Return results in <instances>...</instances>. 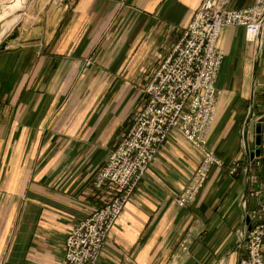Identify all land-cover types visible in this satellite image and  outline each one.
<instances>
[{
    "label": "crops",
    "instance_id": "obj_1",
    "mask_svg": "<svg viewBox=\"0 0 264 264\" xmlns=\"http://www.w3.org/2000/svg\"><path fill=\"white\" fill-rule=\"evenodd\" d=\"M202 1L78 0L63 7L30 1L18 38L0 48V264H61L70 231L111 199V191H96L93 183ZM254 2L233 0L231 8ZM219 46L226 58L209 145L226 167H213L195 203L179 207L203 156L173 132L98 264H241L246 258L248 215L258 202L250 197L245 164L236 176L229 166L237 156L247 158L245 148L257 151L264 41L260 48L243 28H229ZM249 118L253 142L241 153Z\"/></svg>",
    "mask_w": 264,
    "mask_h": 264
},
{
    "label": "built area",
    "instance_id": "obj_2",
    "mask_svg": "<svg viewBox=\"0 0 264 264\" xmlns=\"http://www.w3.org/2000/svg\"><path fill=\"white\" fill-rule=\"evenodd\" d=\"M77 1L51 3L63 7ZM232 1L203 0L143 90L144 103L134 124L93 183L96 191L109 190L112 197L70 231L61 264H98L112 231L173 132H179L203 156L193 180L177 199L179 207L195 203L213 167H226L209 146L221 94L217 83L226 58L219 46L221 34L229 28H243L248 42L261 45L264 41V0L239 10L231 8ZM259 120L263 122L264 116ZM245 150L250 197L258 204L248 215L251 229L245 239L247 256L241 264H264V157H256L255 149ZM240 167L241 160H233L229 174L236 176ZM183 248L188 249L186 244Z\"/></svg>",
    "mask_w": 264,
    "mask_h": 264
},
{
    "label": "rangeland",
    "instance_id": "obj_3",
    "mask_svg": "<svg viewBox=\"0 0 264 264\" xmlns=\"http://www.w3.org/2000/svg\"><path fill=\"white\" fill-rule=\"evenodd\" d=\"M30 1L31 0H29V2H28V5L30 4ZM17 3H16V0H0V15L2 16V14H3V16L4 15H6V13H11V12H13L15 9H16V7H17V5H16ZM28 5H27V7H28ZM26 10V9H25ZM24 10V11H25ZM23 11V12H24ZM23 12H21L20 14H21V16L23 15ZM21 21V18H20V20H19V22ZM19 22L18 23H16L13 27H9V25H6V23H3V22H1L0 21V42L3 40H5L7 37V35H10V34H12L14 31H16V28H17V26H18V24H19ZM6 37V38H5ZM4 38V39H3ZM3 41L0 43V48H1V44L3 43ZM259 47L261 48V47H263V43L261 44V45H259ZM261 105L264 107V98L261 100ZM261 118V117H260ZM260 118H258V119H256V121H257V123L259 124V125H261V126H263V122L262 121H260L259 119ZM241 128V127H240ZM242 129V128H241ZM250 129V130H249ZM253 129H255V127H254V119L252 120L251 118H249L248 119V121H247V123H246V125H245V127H244V129H242V131H241V137H240V144H241V146H240V152L241 151H243V145H246V142H247V144L249 145V143H248V140L250 139L252 142H253V140H252V137H253V135H254V133H253ZM247 140V141H246ZM251 141H250V143H251ZM252 144V143H251ZM250 144V145H251ZM165 145V144H164ZM210 146V145H209ZM211 149V148H210ZM212 150V149H211ZM242 153V152H241ZM235 159H239V160H241V167H243V164H245V160L243 161L242 160V158H239L238 156L235 158ZM234 159V160H235ZM241 167H240V169H241ZM209 178V177H208ZM262 178H263V176H262ZM201 193V192H200ZM257 207V206H256ZM246 246V245H245Z\"/></svg>",
    "mask_w": 264,
    "mask_h": 264
},
{
    "label": "bare ground",
    "instance_id": "obj_4",
    "mask_svg": "<svg viewBox=\"0 0 264 264\" xmlns=\"http://www.w3.org/2000/svg\"><path fill=\"white\" fill-rule=\"evenodd\" d=\"M28 2H29V0H16V3H17L16 9L11 13H6V15H4V16H3L4 13L2 14V16L0 15V21L3 23H6V25H9V27H13L16 23L19 22V20L21 18L20 13L23 12L27 8Z\"/></svg>",
    "mask_w": 264,
    "mask_h": 264
},
{
    "label": "water",
    "instance_id": "obj_5",
    "mask_svg": "<svg viewBox=\"0 0 264 264\" xmlns=\"http://www.w3.org/2000/svg\"><path fill=\"white\" fill-rule=\"evenodd\" d=\"M18 38V31L16 28V31H14L12 34L8 35L7 38L3 41L1 44V47H7L9 43L12 41L16 40ZM256 146H257V151H256V157L261 156V150L264 148V127L261 125H258L256 128ZM253 158V155H252Z\"/></svg>",
    "mask_w": 264,
    "mask_h": 264
}]
</instances>
